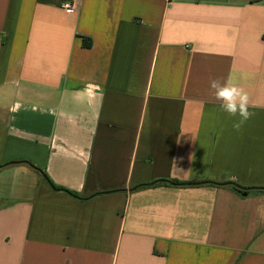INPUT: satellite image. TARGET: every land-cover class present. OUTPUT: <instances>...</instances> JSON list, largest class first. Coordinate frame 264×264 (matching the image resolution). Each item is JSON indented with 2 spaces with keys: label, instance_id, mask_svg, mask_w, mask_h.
<instances>
[{
  "label": "crops",
  "instance_id": "crops-1",
  "mask_svg": "<svg viewBox=\"0 0 264 264\" xmlns=\"http://www.w3.org/2000/svg\"><path fill=\"white\" fill-rule=\"evenodd\" d=\"M229 77L255 113L240 131L210 88ZM15 162L0 264H264V194L134 191L264 188V0H0Z\"/></svg>",
  "mask_w": 264,
  "mask_h": 264
},
{
  "label": "clouds",
  "instance_id": "clouds-1",
  "mask_svg": "<svg viewBox=\"0 0 264 264\" xmlns=\"http://www.w3.org/2000/svg\"><path fill=\"white\" fill-rule=\"evenodd\" d=\"M210 88L213 90L215 100L219 101L220 110L231 117H239L233 122L234 130L240 131L245 123L255 115L249 110L248 92L239 86L234 78L229 77L223 82L214 79L210 82Z\"/></svg>",
  "mask_w": 264,
  "mask_h": 264
},
{
  "label": "trees",
  "instance_id": "trees-1",
  "mask_svg": "<svg viewBox=\"0 0 264 264\" xmlns=\"http://www.w3.org/2000/svg\"><path fill=\"white\" fill-rule=\"evenodd\" d=\"M84 46L89 48L91 47V41L89 40H84ZM16 164H29L27 162H15V163H10L7 165H2L0 166V169L5 168L7 166L10 165H16ZM47 182L50 184V186L56 190V191H64L61 188H58L57 186H55L50 180L49 178L44 175ZM202 186H210V187H216V188H220V187H231L233 188L235 191L243 194V193H262L264 194V188H243L235 183H217V182H211V181H204V182H188V183H183V182H179V181H173V180H159V181H155L153 183L150 184H145V185H141L138 186L134 189V191H138V190H143V189H148V188H156V187H175V188H183V187H202ZM69 194H71L74 197H77L75 194H72L71 192H68Z\"/></svg>",
  "mask_w": 264,
  "mask_h": 264
},
{
  "label": "built area",
  "instance_id": "built-area-1",
  "mask_svg": "<svg viewBox=\"0 0 264 264\" xmlns=\"http://www.w3.org/2000/svg\"><path fill=\"white\" fill-rule=\"evenodd\" d=\"M63 9L67 11H76L77 10V4L74 2H65L63 4Z\"/></svg>",
  "mask_w": 264,
  "mask_h": 264
}]
</instances>
